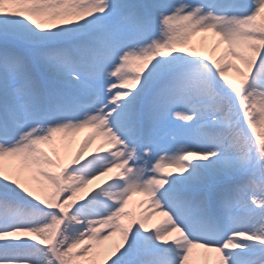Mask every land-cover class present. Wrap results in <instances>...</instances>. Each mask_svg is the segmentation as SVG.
I'll use <instances>...</instances> for the list:
<instances>
[{
	"label": "snow or ice",
	"instance_id": "snow-or-ice-1",
	"mask_svg": "<svg viewBox=\"0 0 264 264\" xmlns=\"http://www.w3.org/2000/svg\"><path fill=\"white\" fill-rule=\"evenodd\" d=\"M0 264H264V0H0Z\"/></svg>",
	"mask_w": 264,
	"mask_h": 264
},
{
	"label": "rangeland",
	"instance_id": "rangeland-1",
	"mask_svg": "<svg viewBox=\"0 0 264 264\" xmlns=\"http://www.w3.org/2000/svg\"><path fill=\"white\" fill-rule=\"evenodd\" d=\"M200 35H203V34H200ZM199 37H197L196 39H198ZM210 46V42H206L205 44V47H208ZM238 63V62H237ZM230 76H232L233 78H235V74L230 72ZM77 136H79V134H77ZM84 136L80 135L77 138H73L72 140H68V138H66L65 142H68V144H64L63 147L61 148V155L62 157H66V156H70V155H73L80 147V144L82 143V140H83ZM77 139V140H76ZM66 145V146H65ZM98 144L97 143H94L91 142L90 144H88L86 147H85V150L82 154V162H83V159L84 158H87V157H90L91 154H94L97 152V148H98ZM103 151V149H101V152ZM95 183L97 182H93L92 185H89L88 186V189H92L95 185ZM88 189H86V192L88 191ZM134 199H140V197H135ZM137 211H139V209H137ZM157 219H162L161 217H156L154 216L153 217V221L157 220ZM199 253H200V258L202 259L203 258V252L202 250H197Z\"/></svg>",
	"mask_w": 264,
	"mask_h": 264
},
{
	"label": "bare ground",
	"instance_id": "bare-ground-1",
	"mask_svg": "<svg viewBox=\"0 0 264 264\" xmlns=\"http://www.w3.org/2000/svg\"><path fill=\"white\" fill-rule=\"evenodd\" d=\"M89 130H83V131H81V132H79V133H76L75 134V136L74 137H69V139L68 140H72L73 138H77L78 139V137L80 136V135H82V136H85L86 134H87V132H88ZM77 134H79V136H77ZM76 139V140H77ZM73 141V140H72ZM94 141V143H97L98 145H100L101 143H102V141L100 140V139H96V140H93ZM92 141V142H93ZM64 144H68V142H65ZM66 146V145H65ZM118 239V238H117Z\"/></svg>",
	"mask_w": 264,
	"mask_h": 264
}]
</instances>
